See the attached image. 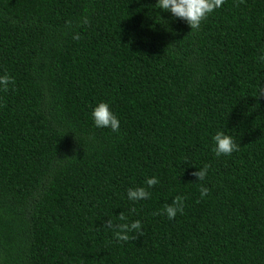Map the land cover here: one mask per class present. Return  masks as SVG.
Returning <instances> with one entry per match:
<instances>
[{
    "label": "trees",
    "instance_id": "trees-1",
    "mask_svg": "<svg viewBox=\"0 0 264 264\" xmlns=\"http://www.w3.org/2000/svg\"><path fill=\"white\" fill-rule=\"evenodd\" d=\"M156 3L0 0V264H264V0L198 31ZM101 102L118 132L95 127ZM217 132L239 151L217 157Z\"/></svg>",
    "mask_w": 264,
    "mask_h": 264
},
{
    "label": "clouds",
    "instance_id": "clouds-1",
    "mask_svg": "<svg viewBox=\"0 0 264 264\" xmlns=\"http://www.w3.org/2000/svg\"><path fill=\"white\" fill-rule=\"evenodd\" d=\"M225 0H157L156 8L163 10L164 12L171 13L174 18L185 21L190 27L191 31H198L204 20L209 14L220 8L224 4ZM74 39H79V36H74ZM264 61V56L258 58ZM15 81L8 75L0 76V91L7 92L9 85H14ZM257 99L264 98V85H261L257 89ZM92 119L94 125L97 128H110L112 132H118L120 122L118 118L112 113L107 103H99L92 111ZM215 147L213 151L217 157L229 156L235 151H239L238 145L234 142L233 138L226 135L224 132H217L213 137ZM208 173V166L205 165L200 168L199 171L193 172L198 181H203ZM159 181L155 178L146 179L145 184L147 188H152L157 185ZM209 192V189L201 187V198L205 197ZM150 193L145 187L136 189H128V199L137 202L149 198ZM135 211V209H131ZM183 213V198L177 196L171 204H165L163 208V214H165L169 220H173L176 215ZM161 214V213H156ZM120 221H125L126 217L123 213L118 216ZM104 228L114 229L115 239L117 242H128L130 240L129 233H135L142 236V225L139 220L131 223H118L113 224L111 220H108L104 224ZM133 236L131 239H135Z\"/></svg>",
    "mask_w": 264,
    "mask_h": 264
}]
</instances>
